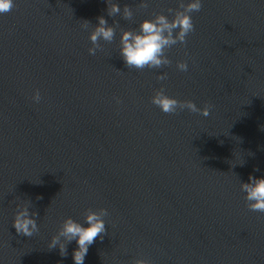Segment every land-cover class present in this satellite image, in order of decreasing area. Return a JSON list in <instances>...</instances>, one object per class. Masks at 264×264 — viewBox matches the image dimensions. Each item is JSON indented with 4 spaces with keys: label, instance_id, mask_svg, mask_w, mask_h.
I'll list each match as a JSON object with an SVG mask.
<instances>
[{
    "label": "water",
    "instance_id": "1",
    "mask_svg": "<svg viewBox=\"0 0 264 264\" xmlns=\"http://www.w3.org/2000/svg\"><path fill=\"white\" fill-rule=\"evenodd\" d=\"M125 4L130 19L106 0H15L0 15V264H74L76 241L61 255L52 235L103 208L107 231L84 264H264V212L240 189L264 175V0H203L157 69L126 66L121 30L178 0ZM100 15L116 32L91 55ZM161 87L210 115L162 112ZM21 201L38 214L31 237L12 224Z\"/></svg>",
    "mask_w": 264,
    "mask_h": 264
},
{
    "label": "clouds",
    "instance_id": "2",
    "mask_svg": "<svg viewBox=\"0 0 264 264\" xmlns=\"http://www.w3.org/2000/svg\"><path fill=\"white\" fill-rule=\"evenodd\" d=\"M15 0H0V15L10 11ZM108 14H122L125 19L133 16L132 8L125 4L121 11L120 0H106ZM148 0H142L147 6ZM203 0H178L176 9H169V14L164 12L145 18L140 22L138 29H122L119 41V54L128 68L144 69L161 68L171 63L165 54L166 49L180 43H186L187 36L194 30L192 13L201 9ZM81 27L87 29L89 21L82 20ZM116 28L109 24L105 16L97 17V23L89 33L91 46L89 54L95 55L101 49V41L111 42L114 39ZM176 67L180 71L188 70L187 60H178ZM166 73L157 76L158 80H164ZM33 101L41 99L39 89H36L32 96ZM119 103V98H116ZM151 102L158 106L164 113H176L178 110L187 109L193 113H200L202 116H209L211 105L199 107L194 101H181L176 97L167 94L163 87L157 89L151 97ZM243 164V163H241ZM257 171L259 169H256ZM240 189L244 193L247 207L252 211L264 212V175L255 176L249 174L247 181H241ZM31 202H17L12 220L13 227L17 234L31 237L39 231L37 213L32 210ZM108 210L103 208L99 211L89 209L83 221L72 216L63 219L58 231L52 235L48 247L59 246L61 255L66 253V243L76 241L77 247L73 250L74 264H84L85 257L90 245L95 239L107 231L105 216ZM63 237V241L61 240ZM131 264H152L148 259L139 258L132 260Z\"/></svg>",
    "mask_w": 264,
    "mask_h": 264
}]
</instances>
